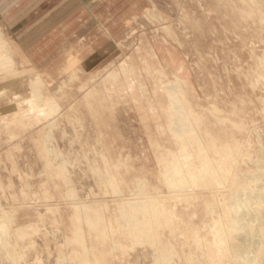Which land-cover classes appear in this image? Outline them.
I'll return each instance as SVG.
<instances>
[{
	"label": "rangeland",
	"instance_id": "374dc122",
	"mask_svg": "<svg viewBox=\"0 0 264 264\" xmlns=\"http://www.w3.org/2000/svg\"><path fill=\"white\" fill-rule=\"evenodd\" d=\"M0 264H264V0H0Z\"/></svg>",
	"mask_w": 264,
	"mask_h": 264
},
{
	"label": "bare ground",
	"instance_id": "6f19581e",
	"mask_svg": "<svg viewBox=\"0 0 264 264\" xmlns=\"http://www.w3.org/2000/svg\"><path fill=\"white\" fill-rule=\"evenodd\" d=\"M35 77V79H34ZM33 79L30 80L29 85L31 87L32 92V100L38 101L39 98V77L34 76ZM173 99V98H172ZM176 101V99H175ZM53 107V104L50 103L49 105H45L46 112H49L51 108ZM174 126H172V129L174 130V133L182 137V139H187L190 136L191 129H189V126L186 122V116H182L181 114L174 115ZM170 175V173L168 174ZM220 178L219 174H217L216 170L214 169L213 164H208L204 168V172L199 177V183H215ZM146 208L140 207L139 210H141L143 213H146L147 216H152L155 213V208L151 205L145 204ZM247 210V209H246ZM252 210V209H249ZM249 210L247 212H249ZM245 213L246 215L248 213ZM133 213H137V211L133 210ZM241 213V214H240ZM237 215H243L242 210L241 212L237 213ZM149 224V222H148ZM233 225V223H232ZM263 227V226H262ZM139 231L144 234L145 236L154 239V235L151 234L150 229L148 227H140ZM218 232H220V228L217 229ZM222 240H225L227 238V235L223 233V236L219 237ZM161 260L162 262H166L169 253L166 252L164 249H161Z\"/></svg>",
	"mask_w": 264,
	"mask_h": 264
}]
</instances>
